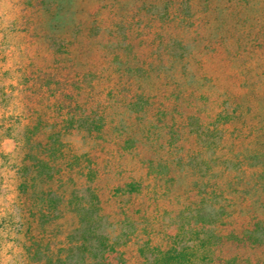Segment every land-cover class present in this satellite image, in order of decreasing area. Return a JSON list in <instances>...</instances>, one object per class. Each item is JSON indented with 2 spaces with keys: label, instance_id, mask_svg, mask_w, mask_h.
Returning <instances> with one entry per match:
<instances>
[{
  "label": "rangeland",
  "instance_id": "1",
  "mask_svg": "<svg viewBox=\"0 0 264 264\" xmlns=\"http://www.w3.org/2000/svg\"><path fill=\"white\" fill-rule=\"evenodd\" d=\"M144 3L169 16H140ZM59 128L44 231L21 174L29 134ZM255 220L260 243L236 242ZM196 232L227 238L219 264L264 260V0H0V264H36L33 236L87 264L100 233L143 264L145 242Z\"/></svg>",
  "mask_w": 264,
  "mask_h": 264
},
{
  "label": "trees",
  "instance_id": "2",
  "mask_svg": "<svg viewBox=\"0 0 264 264\" xmlns=\"http://www.w3.org/2000/svg\"><path fill=\"white\" fill-rule=\"evenodd\" d=\"M161 8L158 4L144 3L138 13L139 15L141 14L140 16L144 13H147L146 15L148 16H162V18L163 16H169V13L163 14ZM66 92L68 95L67 99L59 107L65 114H69L70 119L73 120L72 125L76 126L78 119L83 117L84 110L76 103L77 96L74 94L75 91L71 92L68 90ZM73 108L76 111H73ZM40 133V131H35L29 134L28 143L33 147L34 152L32 156H29L26 171L21 174L20 189L26 192L29 186L34 188L30 196L29 214L46 231L45 224L55 219V214L58 210L59 200L55 193L54 182L58 178L56 172H62V168H59V166L64 155L63 146L65 143L62 140L63 132L61 128L49 132L45 139L41 138ZM41 184L45 187L44 189L39 188ZM92 216H94L93 218H101L100 213ZM261 223L259 220H255L252 227L242 232L234 240L242 243H260L259 230H261ZM78 230L80 228H77ZM92 235L97 236L99 234L92 231ZM100 235L102 238L101 243L95 244V238H91L85 244L90 253L97 252L96 256L89 254L87 264H92L93 261L96 264H128L122 251L126 241L122 240V238L113 239L105 233H100ZM225 239L227 238L219 234V232H213L207 236L204 233L196 232V238L187 241L181 238V235L176 236L175 241L166 249L152 247L151 243L147 241L144 244L145 248L140 249V253L144 257L143 264H219L217 255ZM39 241L38 236L29 237V245L27 246L29 255L35 256L34 263L36 264H48L49 262L51 264H66L74 257V245L66 249L61 248L64 251L55 252L54 250L42 248ZM240 257L230 258L232 260L231 264H264L262 259L252 260L247 256ZM224 259L225 257L220 259L221 263ZM230 260L227 259V262Z\"/></svg>",
  "mask_w": 264,
  "mask_h": 264
}]
</instances>
